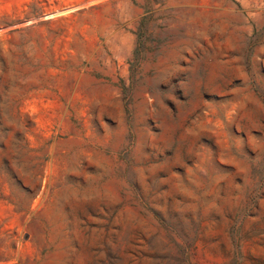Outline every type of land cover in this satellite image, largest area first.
Wrapping results in <instances>:
<instances>
[{
	"label": "rangeland",
	"instance_id": "obj_1",
	"mask_svg": "<svg viewBox=\"0 0 264 264\" xmlns=\"http://www.w3.org/2000/svg\"><path fill=\"white\" fill-rule=\"evenodd\" d=\"M0 264H264V0H0Z\"/></svg>",
	"mask_w": 264,
	"mask_h": 264
}]
</instances>
